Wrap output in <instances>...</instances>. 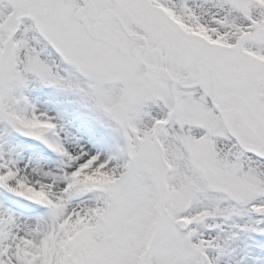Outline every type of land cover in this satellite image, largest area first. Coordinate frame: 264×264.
Segmentation results:
<instances>
[{"label": "snow or ice", "instance_id": "6c2138e0", "mask_svg": "<svg viewBox=\"0 0 264 264\" xmlns=\"http://www.w3.org/2000/svg\"><path fill=\"white\" fill-rule=\"evenodd\" d=\"M0 264H264V0H0Z\"/></svg>", "mask_w": 264, "mask_h": 264}]
</instances>
